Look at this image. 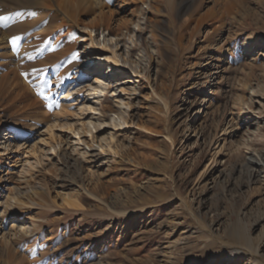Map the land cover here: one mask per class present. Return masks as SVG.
I'll list each match as a JSON object with an SVG mask.
<instances>
[{
	"label": "rangeland",
	"instance_id": "1",
	"mask_svg": "<svg viewBox=\"0 0 264 264\" xmlns=\"http://www.w3.org/2000/svg\"><path fill=\"white\" fill-rule=\"evenodd\" d=\"M0 3V264H264V0Z\"/></svg>",
	"mask_w": 264,
	"mask_h": 264
},
{
	"label": "bare ground",
	"instance_id": "2",
	"mask_svg": "<svg viewBox=\"0 0 264 264\" xmlns=\"http://www.w3.org/2000/svg\"><path fill=\"white\" fill-rule=\"evenodd\" d=\"M1 1V0H0ZM81 1V3H84V2H88V1H93V4L97 7V8H102L103 6H107V2H108V0H80ZM1 4V3H0ZM10 4H11V2H10ZM2 6V12H4V13H6L8 10H9V7L8 6H6L5 4H3V5H1ZM63 6H64V4L62 3V4H59L58 6H57V10H59V11H62L63 12V14H64V16H65V18L68 20V21H71L72 23H76V19H75V17L74 18H72V17H70L69 16V13L63 8ZM1 11V10H0ZM18 18V17H17ZM16 22V20L14 19L13 20V22ZM13 27V26H12ZM7 31H9V29L7 30ZM102 57H97L96 59H92L91 61H87V66H88V68H92V67H94V66H96V64H97V62H98V60L99 59H101ZM57 66V65H56ZM61 66L59 65L58 67H56V71H58L59 69H61L60 68ZM63 75H60V76H58L57 77V80L58 81H60L63 77H62ZM102 78V77H101ZM100 77H93L92 78V80L94 81V82H96V85H95V89H98V88H101V85L103 84L102 83V79H101ZM95 95V94H94ZM87 111H90L89 109H87ZM252 164L253 165H258L257 164V162H255V161H252ZM68 203L70 204V205H72V204H76V201L75 200H68ZM72 206H78V205H72ZM20 233L21 234H23V235H28V233H27V231L24 229V228H22L21 230H20Z\"/></svg>",
	"mask_w": 264,
	"mask_h": 264
},
{
	"label": "snow or ice",
	"instance_id": "3",
	"mask_svg": "<svg viewBox=\"0 0 264 264\" xmlns=\"http://www.w3.org/2000/svg\"><path fill=\"white\" fill-rule=\"evenodd\" d=\"M109 2H111V0H109ZM0 19H7V18H0ZM18 39H19V37L14 38V39H13V43H15L16 40H18Z\"/></svg>",
	"mask_w": 264,
	"mask_h": 264
}]
</instances>
